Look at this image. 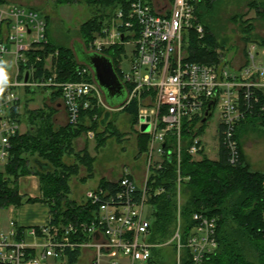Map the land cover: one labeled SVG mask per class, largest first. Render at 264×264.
Here are the masks:
<instances>
[{"label":"built area","instance_id":"2783aa9c","mask_svg":"<svg viewBox=\"0 0 264 264\" xmlns=\"http://www.w3.org/2000/svg\"><path fill=\"white\" fill-rule=\"evenodd\" d=\"M213 1L130 0L127 9H115L101 32L85 46L87 51L98 53L114 46L125 49L120 69L128 95L122 105L134 101L138 104V131L148 138L144 175L137 178L124 168L119 178L109 180L112 187L88 191L86 201L97 206L91 222L19 227L11 221L9 231H0V264L68 261L69 251L85 248L95 249L90 264H103L104 253H115L131 263H148L153 248L149 241L153 218L149 196L165 191L164 186H155L152 175L175 159L180 188L182 152L187 151L195 160L202 158V152L207 154L205 132L200 134L198 130L204 123L208 125L214 109L220 118L218 153L223 147L231 163L238 161L237 126L248 115L264 111V45L243 42L242 49L230 56L220 47L218 60L213 63L187 60L189 32L194 31L200 41L205 37L198 16L200 5ZM47 26L45 16L34 8L0 5V59L10 66L6 71L13 72L0 94V189L2 182L13 179L6 168L12 157L13 139L23 134L20 115L26 89H59L67 123L74 125L81 112L94 104L111 108L89 65L79 62L76 81L56 80L55 53L49 52L46 57L41 54L50 42ZM42 61L43 73L38 77ZM143 123L149 124L147 131L140 130ZM184 130L191 134L188 138ZM85 134L95 137L93 130ZM193 219L195 225L186 242L181 240L180 225L174 234L177 264L183 263L185 249L191 264H207L217 249V218L195 212ZM81 234L88 239L72 240V236ZM28 236L36 242L28 243ZM110 264L119 262L112 259Z\"/></svg>","mask_w":264,"mask_h":264},{"label":"trees","instance_id":"16d2710c","mask_svg":"<svg viewBox=\"0 0 264 264\" xmlns=\"http://www.w3.org/2000/svg\"><path fill=\"white\" fill-rule=\"evenodd\" d=\"M5 0H0L2 3ZM65 4L79 0H56ZM86 3L97 4L103 9V13L94 16L85 22L81 28L83 44L88 46L95 35L101 32L104 25L111 19L117 7L127 9L130 0H83ZM217 1L207 2L200 5L198 16L205 27V37L198 40L194 31L189 32V53L187 60L199 63H213L218 60L217 49L223 44L214 38L210 26V19L215 15ZM251 7L256 8L258 18L264 20V5L258 2H250ZM110 13H106V9ZM48 22V17L45 16ZM237 21L239 31L242 34V41H252L264 45V38H257L255 25L250 19H245L244 14L233 16ZM50 41V40H49ZM58 50V57L54 58L57 81H76L79 76L76 68L79 61L75 50L68 47H55L51 42L41 51L46 57L49 52L55 53ZM124 47L114 46L106 49L103 54L109 56L115 69L122 77L120 69L121 54ZM84 63V62H82ZM45 61L39 64V76L43 73ZM86 64V63H84ZM47 72V75H50ZM31 91V89H28ZM57 92V93H56ZM59 97L61 91L55 90ZM53 94V96L55 95ZM131 116L133 123L138 117L137 102H131L125 108ZM34 112V111H33ZM49 115H43L42 111L32 113L30 118L36 120L37 130L35 134L28 135V131L17 135L13 139L14 147L12 157L7 165L6 172L15 179H7L2 182L0 189V208L19 206L25 202H46L50 207L49 224L64 225L68 223L91 222L97 214V206L89 201L77 204L75 200L69 199V180L83 164L91 170L93 157L89 152H76L75 140L89 130H97L100 124L105 126L101 135L116 131L109 126L107 121L109 112L103 106L94 104L91 108L81 112L77 124L67 123L63 126H56ZM34 114V115H32ZM259 123L264 126V111L251 114L242 120L237 126L236 138L239 144L240 157L236 163H231L223 147L220 149L219 157L211 159L202 152V158L195 160L187 151H183L180 162V188H178V171L176 160L168 161L163 169L153 173L156 179L155 186H164L165 191L159 195L150 193L149 203L153 207L151 234L149 241L153 248L157 243H164L169 240L177 249V243L173 239L178 225L183 242L195 225L193 214L203 213L209 217L217 218V229L215 236L218 242L216 251L207 259V264H264V172L253 171L244 161L242 137L248 132L251 124ZM207 124L200 126L198 133L203 134ZM191 134L184 130V137ZM140 150H146L148 138L141 134ZM28 152L29 155H24ZM74 154L75 161L67 164L63 157ZM28 156L32 165H27ZM33 167L36 170H33ZM36 174L40 178V189L42 197L35 198L20 194L18 187L14 184L20 176ZM13 185V186H12ZM104 187L111 186L109 180L103 181ZM112 187V186H111ZM180 193V204H179ZM137 196V194H135ZM183 197V198H182ZM86 240L88 236L81 234L72 236V240ZM80 249L69 251L68 264L78 263ZM152 261V257L149 262ZM191 264L189 252L184 251L183 263Z\"/></svg>","mask_w":264,"mask_h":264},{"label":"rangeland","instance_id":"374dc122","mask_svg":"<svg viewBox=\"0 0 264 264\" xmlns=\"http://www.w3.org/2000/svg\"><path fill=\"white\" fill-rule=\"evenodd\" d=\"M252 1L264 5V0L217 1L216 13L210 19V26L214 38L223 44L221 48L229 56L239 52L243 45L242 34L233 16L244 14V18L250 19L255 25L257 38H264V20L259 19L256 8L251 7L250 2ZM8 3L34 8L44 16H47L49 22L47 34L51 44L55 47L64 46L72 50H76L78 44L82 45L86 50L83 44L81 28L85 22L104 12L97 4L86 3L83 0L65 4L58 3L56 0H5L0 5ZM105 9L106 13H110L109 9ZM55 55V58L58 57V50L55 51ZM9 58L10 55H6V59ZM127 69L128 66L124 65V70ZM8 73L13 74V72ZM31 91L29 98H32L33 101L31 100L26 105V110L22 107L21 111V132L28 131V135H30L35 134L37 130L38 123L35 124L36 120L30 118V112L42 111L43 115H49L48 111L51 110L53 111L51 119L54 125L63 126L67 124V121H64L59 116L60 110L55 106V101L59 100V97L55 93L54 96L52 95V98H49L48 92H43L44 90L42 89L34 88ZM104 98L108 105L109 101L105 95ZM127 105L129 104L114 108L104 107L109 112L107 120L110 122L109 127L116 131L115 134L106 132L104 136L103 134L98 135L97 131L102 132L105 129V126L100 124L96 131L93 130L95 132L94 138H88L86 134H83L75 140L76 152L81 153L87 150L89 155L94 159L91 170L87 166L80 164L78 172L72 175L69 180V199L75 200L77 204L86 201L87 192L91 189L104 187V180L119 178L124 168L130 169L137 178H141L144 175L146 150L143 152L140 150L141 134L138 131L139 110L138 117L133 123L131 116L125 109ZM219 121L218 110L214 109L204 134L205 149L208 157L211 159L219 157L217 134ZM242 143L244 161L248 164L249 168L253 171L264 172V126L259 123L251 124L248 132L242 137ZM24 155L29 154L26 152ZM74 156V154L65 155L63 160L67 164L73 163L75 161ZM32 157L34 156H28V160L26 161L28 166L32 165V162L29 161ZM33 170H36V168L33 167ZM13 179H15L14 176ZM178 201L180 204V193ZM8 214V211H3V224L6 223ZM154 247L156 248H152V261L145 264H177V249L175 250V246L171 240L160 244L157 243ZM115 259L119 264H143L139 261L131 263L124 257H120L119 259L116 257ZM79 263H81V260Z\"/></svg>","mask_w":264,"mask_h":264},{"label":"crops","instance_id":"0c3cea01","mask_svg":"<svg viewBox=\"0 0 264 264\" xmlns=\"http://www.w3.org/2000/svg\"><path fill=\"white\" fill-rule=\"evenodd\" d=\"M8 76L9 73H8ZM43 92H48V97L52 98V95L55 93L54 89L45 88L42 89ZM48 90V91H47ZM30 90L26 89L25 92V103L23 105V109L26 110V105H28L32 98L30 97ZM37 100V99H36ZM35 100V101H36ZM53 104V103H52ZM55 106L58 108L59 116L67 121V113L63 106L62 100L59 97V100L55 101ZM58 114V113H57ZM22 115V114H21ZM20 115V121H21ZM26 132V131H25ZM22 132V133H25ZM16 186L19 189L20 194L31 196V197H42V192L40 189V178L36 174H27L20 176L17 180ZM6 210L9 212L8 219L5 224L2 223L3 211ZM50 219V207L46 202L37 201V202H25L19 206H10L8 208H0V231H9L11 229L10 222L14 221L19 227H30V226H41L48 224ZM28 243H35L36 240L28 236L26 237ZM95 255V249L93 248H85L80 250L78 254V263L77 264H90L93 256ZM118 258V256H114L113 253H104L102 255V263L110 264L112 259ZM119 259V258H118ZM81 260V263L79 261ZM66 264L67 261H55L50 259L46 264Z\"/></svg>","mask_w":264,"mask_h":264},{"label":"water","instance_id":"95a60500","mask_svg":"<svg viewBox=\"0 0 264 264\" xmlns=\"http://www.w3.org/2000/svg\"><path fill=\"white\" fill-rule=\"evenodd\" d=\"M75 53L79 61L89 65L94 71L95 79L109 101L111 108L122 105L127 99V88L118 75L112 59L98 52L86 51L82 45H77ZM28 80V74L26 75ZM149 119V117L147 118ZM144 120V117L141 118ZM149 124H142V131H147Z\"/></svg>","mask_w":264,"mask_h":264},{"label":"clouds","instance_id":"9594fccd","mask_svg":"<svg viewBox=\"0 0 264 264\" xmlns=\"http://www.w3.org/2000/svg\"><path fill=\"white\" fill-rule=\"evenodd\" d=\"M7 66V62L0 59V94L3 93L9 82L8 74L6 71Z\"/></svg>","mask_w":264,"mask_h":264}]
</instances>
